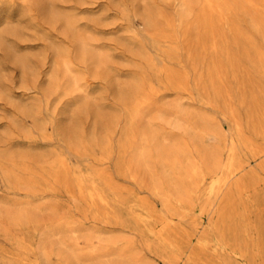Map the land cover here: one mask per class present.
Here are the masks:
<instances>
[{
    "label": "rangeland",
    "instance_id": "rangeland-1",
    "mask_svg": "<svg viewBox=\"0 0 264 264\" xmlns=\"http://www.w3.org/2000/svg\"><path fill=\"white\" fill-rule=\"evenodd\" d=\"M246 1L249 13L239 10L235 26L207 35L201 49L202 31L179 27L160 48L153 44L134 12L144 9L145 0H55L59 10L77 14L84 36L97 38L95 52L110 55L106 76L103 66L77 58L70 38L45 22L32 1L0 0V264H45L39 246L49 264H65L70 250L74 264H264V155L254 154L264 151V16L258 17L264 0ZM162 7L174 16V0ZM87 14L97 26L83 18ZM253 14L261 29H255ZM53 43L69 50L73 72L55 69ZM170 43L175 58L163 51ZM188 52L200 61L192 64ZM165 71L175 72L173 81L179 72L185 77L175 84ZM73 73L81 76L82 89L65 94L62 87ZM128 109L135 110L131 119ZM105 126L107 142L75 145L78 136L103 135ZM141 130L167 136L166 147L186 148L175 168L197 170L187 203L177 200L182 188L163 180L153 187L162 178L153 151L148 161L132 165L133 176L123 172ZM129 133L134 136L122 147ZM230 148L250 164L228 185L239 177L253 181L234 195L250 200L248 206L222 221L226 186H210L209 179L222 173ZM255 192L262 195L256 205ZM224 223L236 226L249 245L260 242L261 253L237 256L230 233L222 248ZM54 226L58 230L39 242ZM162 227L168 239L157 235Z\"/></svg>",
    "mask_w": 264,
    "mask_h": 264
},
{
    "label": "bare ground",
    "instance_id": "bare-ground-1",
    "mask_svg": "<svg viewBox=\"0 0 264 264\" xmlns=\"http://www.w3.org/2000/svg\"><path fill=\"white\" fill-rule=\"evenodd\" d=\"M30 1H32L35 4V6L40 10V13L42 14V17L44 18L45 22H47L53 28L56 27L57 25L61 27L62 32L67 37H69L70 40L72 41L76 49V54H77L78 59L84 62L88 58L90 62L103 66V69H104L103 74L108 76L109 67H110L109 61L111 57L109 54L104 55V53L100 54L98 52H95V50L97 49L96 43L98 42V40L96 37H93V36L86 37L83 35V31H85V29L84 30L79 29L80 28L78 27L79 17L77 16V14L59 10L54 3L55 0H30ZM89 1L90 0H77V2L81 4L87 3ZM142 1H143L142 2V5H143L144 0ZM167 1L168 0H145V4H144L145 6L143 10L141 9V11H138L137 7L134 10V12L141 19L144 25V30H146L147 34H149L151 42L159 48L162 45V41H166L167 39H169L172 35V32L175 31L176 27H179V28H182L186 32L188 31L187 33L192 32L191 29L199 30V33L202 31L201 32L202 37L200 39V42H198V47L201 49H205L207 46L206 45L207 35H210L215 30L223 26H227V25L235 26L237 12L239 10H244L245 12L249 13V11H246L248 10V8L245 6V2L248 3V1L246 0H174V5L176 8V10L174 8L175 14L174 16H168L169 13L167 15L164 12L163 7H162V4L166 3ZM103 11H104V8H103ZM256 15L257 14L255 15L253 14V20H254L253 25L255 29H261L260 23L258 22V20H255ZM259 15L261 17L262 15L264 16V8L262 9L261 12H259L258 17ZM83 18H85L87 21H90L92 27L98 25L97 18L92 16L91 14L85 15L83 16ZM103 23L104 22H101L102 25ZM186 32H185V35L187 34ZM97 33L101 34L99 30H97ZM187 35L189 36L190 34H187ZM122 37L134 43L137 47L141 46L140 41L135 39L132 35L125 34V36H122ZM195 37L197 39L198 36H195ZM117 39L118 38H116V40ZM192 43L193 42H191V44ZM123 45H124V42H123ZM51 46H52L55 57H57V65L55 69H58L59 67L62 66L64 73L73 72L69 64V55H70L69 50L65 49V46H62L56 43H53ZM188 47L189 45L187 46V48ZM192 49L194 50V48ZM163 51L170 58L177 57V48L172 43H170L165 48H163ZM186 55L191 58L190 61L192 64L200 61V58H197L198 59L197 61L194 60V57L191 56L192 53L189 55V52H188ZM188 57L187 59H189ZM225 57L227 58V56ZM19 60L21 61L22 64L25 62L23 57H19ZM215 61H214V58L211 57V62L215 63ZM164 73H165V78L167 80L173 83L177 82L179 85L181 84L180 81H182V79L185 77V73L179 72V75H177L178 73L175 74L176 80L174 79L175 81H173L171 78H172V74L175 73L174 71L173 72L165 71ZM53 75H54L53 73L50 75L51 84L53 83V79H52ZM62 89H63L62 92L65 94H70L74 90L82 89L81 76L78 75L77 73L71 74V77L66 81ZM118 92H119L120 97L123 99V96L125 93L124 89L119 88ZM219 92L220 91H217V92L215 91V93H219ZM134 111L135 110H131V109L127 110V115L129 116V119H131V116L134 114ZM129 121L131 122V120ZM128 126L130 125L128 124ZM128 126H127V129H128ZM105 127H106L105 129L106 131L101 136H96L94 133H89L84 136L76 137L77 139H76L75 145L86 146L87 144H92V143L101 144L103 142L104 143L107 142L108 137H106L107 136L106 133H107L108 127L107 126ZM133 136H134V133H129V136L127 135L125 138H123L120 141V145L122 147L125 146L127 144L126 142H129V140ZM167 141H168V137L160 135L158 130H150L148 133H146L145 130L143 131L141 130L139 132V139L136 140V142H134V145L130 149V157H128L127 159L126 168L123 172L128 173V175L130 176H133L132 175L133 173L131 172L132 165L138 166L139 162L145 163L148 158V154L150 153V151H153L154 157L157 159V161L160 164V177H162L160 179L161 181L158 180V184L153 185V187L157 188L158 186H161L163 182L164 183L166 182V183L175 185V187L177 188H182L181 189L182 194L179 195V197H177V200L183 203H187L186 201H187L188 191L196 184L195 175H196L197 170L193 169V174H191V171L188 170L186 166L185 167L178 166V169L176 170L175 166L179 162H181L183 158L187 157V152H186L187 150L181 144H175L173 142H172L173 144L171 147L170 146L166 147L164 144ZM124 150H125L124 148L121 149L120 157H123ZM254 154L261 157L262 155H264V151L260 149V151H254ZM249 164L250 162L242 163L240 160L236 159L233 154V149L230 148L229 158L226 162V165L222 173L211 175L209 179L210 186L214 184H221V185L226 186L225 192L223 194L222 204L220 207V217L222 221L223 220L230 221V219L235 213H237L238 211H240L241 213V210H244L248 206V203H250V200L248 199L244 200L241 197H239V199L237 200L234 195L236 193L241 192L245 187L250 185V183L253 181L252 179L246 180L243 177H239L233 180L232 184L228 185L232 181V178L238 173H241L242 171H244V169ZM50 171H52V168ZM64 173L66 175V171H64ZM49 174L57 175V171L49 172ZM92 175H93V171H88L85 177L86 180L89 182L92 181L91 180ZM188 175H189L188 183L185 184L182 181V179H184V177L186 178ZM175 178H178L177 181L180 183L179 184L180 186H178V184L175 182L174 180ZM77 183H78L79 188H81L82 185H84L83 180L81 178H77ZM94 187L95 185L93 184V188ZM89 194H90V197H92V193L89 192ZM261 197L262 195L255 192L254 197H253L254 198L253 201L255 205L261 203L262 201ZM98 198L99 200L105 199L104 196H99ZM19 215L20 214H18V217ZM146 215L149 216L151 214L148 212L146 213ZM21 217L23 218V215H21L18 218L17 224H21V225L23 224L22 222H19L20 219H22ZM58 228L59 226H54V227H51V229H47V231L44 233V237H42L41 240H39V242L45 239V235L46 237L51 236L56 230H58ZM148 230L150 232H153V230H151L150 228H148ZM228 233L232 235V238L234 240V244H235L234 253L237 256L242 257L246 255H252L253 257H255L261 253L262 244L260 242L255 241L249 245L246 242L245 238L241 236V234L239 235L238 228L236 226H233L232 228L227 223H224V226L222 228V242H221L222 248H223V245L225 244L224 236L228 235ZM157 235L163 239L164 238L168 239L169 238L168 236L170 234L169 235L165 234L164 229L162 227L160 230L157 231ZM39 242L37 244H39ZM38 248H40L39 252H40L42 259L46 262L45 264H49L48 255H47L48 253H46L44 250L42 251L41 246H39ZM56 252H57L56 254H58V251ZM69 253L70 255L69 257H67L65 264H74V260H76V257L73 254L72 250H70ZM34 264H40V263L38 261H35Z\"/></svg>",
    "mask_w": 264,
    "mask_h": 264
}]
</instances>
